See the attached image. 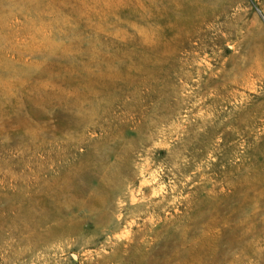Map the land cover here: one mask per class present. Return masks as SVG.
Returning a JSON list of instances; mask_svg holds the SVG:
<instances>
[{"label":"rangeland","instance_id":"obj_1","mask_svg":"<svg viewBox=\"0 0 264 264\" xmlns=\"http://www.w3.org/2000/svg\"><path fill=\"white\" fill-rule=\"evenodd\" d=\"M0 264H264V0H0Z\"/></svg>","mask_w":264,"mask_h":264}]
</instances>
